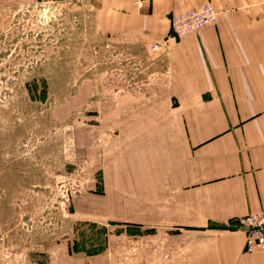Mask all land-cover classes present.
<instances>
[{
  "label": "crops",
  "instance_id": "1",
  "mask_svg": "<svg viewBox=\"0 0 264 264\" xmlns=\"http://www.w3.org/2000/svg\"><path fill=\"white\" fill-rule=\"evenodd\" d=\"M92 1L75 7L119 64L83 91L92 182L73 215L104 242L76 231L24 264H264L236 223L264 210V0ZM208 2L214 23L165 43L173 15Z\"/></svg>",
  "mask_w": 264,
  "mask_h": 264
},
{
  "label": "rangeland",
  "instance_id": "2",
  "mask_svg": "<svg viewBox=\"0 0 264 264\" xmlns=\"http://www.w3.org/2000/svg\"><path fill=\"white\" fill-rule=\"evenodd\" d=\"M48 1L26 9L0 0V264H24L76 234L82 246L104 242L102 228L74 218L73 203L92 182L95 102L83 91L90 74L103 89L104 66L119 63L102 51L87 8Z\"/></svg>",
  "mask_w": 264,
  "mask_h": 264
},
{
  "label": "built area",
  "instance_id": "3",
  "mask_svg": "<svg viewBox=\"0 0 264 264\" xmlns=\"http://www.w3.org/2000/svg\"><path fill=\"white\" fill-rule=\"evenodd\" d=\"M81 0H64L66 5H71ZM142 0H136L141 5ZM217 8L210 2L200 8L193 9L181 14H175L171 18V28L165 43L169 40L180 39L183 36L196 32L217 20ZM163 43H155L153 50H160ZM237 225L246 234L245 252L252 253L264 251V210L251 212L237 219Z\"/></svg>",
  "mask_w": 264,
  "mask_h": 264
},
{
  "label": "water",
  "instance_id": "4",
  "mask_svg": "<svg viewBox=\"0 0 264 264\" xmlns=\"http://www.w3.org/2000/svg\"><path fill=\"white\" fill-rule=\"evenodd\" d=\"M86 2L89 3V5H93L92 4V2H93L92 0H86Z\"/></svg>",
  "mask_w": 264,
  "mask_h": 264
}]
</instances>
